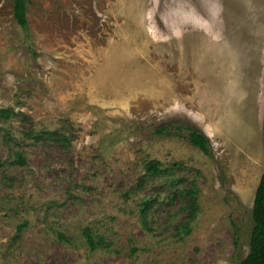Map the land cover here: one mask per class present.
Instances as JSON below:
<instances>
[{
    "label": "rangeland",
    "instance_id": "rangeland-1",
    "mask_svg": "<svg viewBox=\"0 0 264 264\" xmlns=\"http://www.w3.org/2000/svg\"><path fill=\"white\" fill-rule=\"evenodd\" d=\"M29 2L23 29L0 0V264H239L264 171V0Z\"/></svg>",
    "mask_w": 264,
    "mask_h": 264
},
{
    "label": "trees",
    "instance_id": "trees-1",
    "mask_svg": "<svg viewBox=\"0 0 264 264\" xmlns=\"http://www.w3.org/2000/svg\"><path fill=\"white\" fill-rule=\"evenodd\" d=\"M29 0H13V17L16 23L23 29L27 27L26 11ZM1 115L4 118L11 116L8 110H1ZM263 148H264V120H263ZM190 143L198 148L202 153L209 154L208 139L196 129L189 130ZM19 160L22 159L19 157ZM161 173L160 166L157 162H149L145 165V175H159ZM194 190L190 189L185 192L189 197L188 208L190 210L191 218L197 211L196 198ZM148 206L147 202L144 204L143 209ZM252 221L253 227L250 235L249 250L246 257L239 264H264V171L260 177L258 186L255 190L253 207H252ZM84 237L90 247H94L97 243L94 241L91 231L86 229ZM61 239L63 236H59ZM101 242L99 239L98 243Z\"/></svg>",
    "mask_w": 264,
    "mask_h": 264
}]
</instances>
